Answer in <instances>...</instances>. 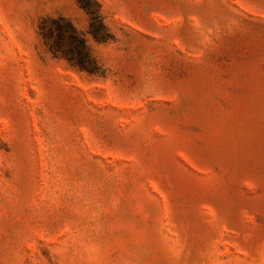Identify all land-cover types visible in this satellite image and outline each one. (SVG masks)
<instances>
[{
    "label": "rangeland",
    "instance_id": "rangeland-1",
    "mask_svg": "<svg viewBox=\"0 0 264 264\" xmlns=\"http://www.w3.org/2000/svg\"><path fill=\"white\" fill-rule=\"evenodd\" d=\"M95 1L0 0V264H264V0Z\"/></svg>",
    "mask_w": 264,
    "mask_h": 264
},
{
    "label": "trees",
    "instance_id": "trees-1",
    "mask_svg": "<svg viewBox=\"0 0 264 264\" xmlns=\"http://www.w3.org/2000/svg\"><path fill=\"white\" fill-rule=\"evenodd\" d=\"M88 17L87 33L97 43L111 39L103 22L100 5L95 0H75ZM38 35L52 58L63 59L68 65L89 75H101V66L93 56L84 34L63 16L41 17Z\"/></svg>",
    "mask_w": 264,
    "mask_h": 264
}]
</instances>
